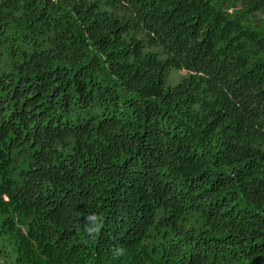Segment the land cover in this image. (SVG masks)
<instances>
[{"label": "trees", "instance_id": "1", "mask_svg": "<svg viewBox=\"0 0 264 264\" xmlns=\"http://www.w3.org/2000/svg\"><path fill=\"white\" fill-rule=\"evenodd\" d=\"M0 236V264H264V0H0Z\"/></svg>", "mask_w": 264, "mask_h": 264}, {"label": "clouds", "instance_id": "2", "mask_svg": "<svg viewBox=\"0 0 264 264\" xmlns=\"http://www.w3.org/2000/svg\"><path fill=\"white\" fill-rule=\"evenodd\" d=\"M88 227L86 228V232L89 235L98 234L101 231V220L97 215H89L87 218ZM116 254H123L122 248L116 249Z\"/></svg>", "mask_w": 264, "mask_h": 264}, {"label": "rangeland", "instance_id": "3", "mask_svg": "<svg viewBox=\"0 0 264 264\" xmlns=\"http://www.w3.org/2000/svg\"><path fill=\"white\" fill-rule=\"evenodd\" d=\"M187 72L185 70H175L171 73L170 75V81L172 83H176L177 81H179V79H181ZM1 236H0V248L3 247L5 248L7 251H9L8 253H11V248L6 245L7 242H2L1 240ZM2 262V260H0Z\"/></svg>", "mask_w": 264, "mask_h": 264}]
</instances>
